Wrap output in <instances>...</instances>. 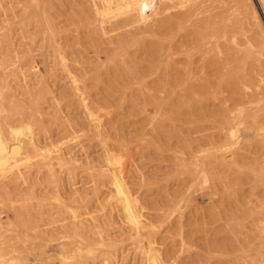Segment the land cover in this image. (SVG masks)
I'll return each instance as SVG.
<instances>
[{
  "label": "rangeland",
  "instance_id": "obj_1",
  "mask_svg": "<svg viewBox=\"0 0 264 264\" xmlns=\"http://www.w3.org/2000/svg\"><path fill=\"white\" fill-rule=\"evenodd\" d=\"M94 1L0 0V129L8 138L26 124L31 142L28 159L0 171L5 257L68 264L80 246L81 264H148L149 248L162 264H264L255 0L207 4L202 36L188 22L157 29L182 12L176 0L130 31ZM122 36L132 37L119 46Z\"/></svg>",
  "mask_w": 264,
  "mask_h": 264
},
{
  "label": "bare ground",
  "instance_id": "obj_2",
  "mask_svg": "<svg viewBox=\"0 0 264 264\" xmlns=\"http://www.w3.org/2000/svg\"><path fill=\"white\" fill-rule=\"evenodd\" d=\"M97 1V0H96ZM96 1H94L96 3ZM101 2V8L97 9V13L99 14L98 17L101 16V18H103L102 16L105 14V13H108V11L110 10H113L114 12L117 11L118 13H122L124 14L123 15V19L119 22H116L114 23V27H124V26H127L128 27V30L130 31L131 27H132V24H138L140 22H144L146 21L151 15H157L158 14L160 15L161 13H163V11H166L167 7L166 5L164 4V2L166 0H99ZM168 1V0H167ZM176 6L174 7H177L179 6L180 9H182V12L179 13V15L175 18H173L174 20H172L171 18L167 19V20H164L162 22H158V26H157V29H162V28H165L167 27L168 25H171V23L173 21L175 22H178V23H183L185 24V22H188L191 24V31L193 29V33L191 35H193L194 33H197L199 34L201 28L206 24V28L207 27H211V25H209V21L208 19L205 20V16L204 19L199 17L200 14H203L204 12H206L207 8H208V5L207 4H210L211 3H214V1H217V0H189L190 2H188L187 0H176ZM187 1V2H186ZM232 2H235L236 6H238V4L240 2V0H231ZM243 2H246L247 0H242ZM239 2V3H238ZM242 2V3H243ZM238 3V4H237ZM255 3L257 4V9H256V6L255 7H250L249 8V12H250V16H251V20L253 21V23L257 26V27H260L261 28V21L263 20L264 22V0H255ZM216 5V4H215ZM213 7V5H212ZM242 7V5L240 6ZM173 8V7H172ZM96 9V8H95ZM209 9V8H208ZM213 9V8H212ZM221 9V8H220ZM208 11V10H207ZM211 11V10H210ZM237 11V10H236ZM110 13H113V12H109L108 15ZM243 13V12H242ZM164 14V13H163ZM162 14V16H163ZM107 14H105L104 16H108ZM112 15V14H111ZM120 15V14H119ZM115 16V15H113ZM118 16V15H117ZM115 16V17H117ZM202 16V15H201ZM212 16V14H211ZM244 16V15H243ZM160 17V16H159ZM215 17V15H214ZM100 18V19H101ZM121 18V17H120ZM154 18H157V17H154ZM153 18V19H154ZM210 18V17H209ZM104 19V18H103ZM152 19V20H153ZM107 20V19H106ZM109 20V18H108ZM151 20V19H150ZM211 20V19H210ZM219 19H217L218 21ZM222 20V19H220ZM154 21V20H153ZM172 21V22H171ZM108 22V21H107ZM105 22V23H107ZM113 22V21H112ZM148 22V21H147ZM146 22V23H147ZM156 22V23H157ZM212 22V21H210ZM98 23L100 24V27H101V32L102 30L104 29V27H102L101 25H105L103 24L102 22V19L101 21ZM110 23V22H109ZM145 23V22H144ZM155 23V22H154ZM153 23V24H154ZM235 23V22H234ZM98 24V26H99ZM108 24V23H107ZM175 24V23H174ZM214 24V23H213ZM220 24V23H219ZM233 24V23H232ZM131 25V26H130ZM142 25V24H141ZM109 26V25H108ZM204 26V27H205ZM106 27V26H105ZM137 27V26H136ZM177 27V26H176ZM226 26H224L225 28ZM126 27H124L125 29ZM130 28V29H129ZM134 28V27H133ZM168 28V27H167ZM170 28V27H169ZM123 29V28H122ZM127 29V28H126ZM133 30V29H131ZM123 31V30H122ZM127 32V30H126ZM125 32V34H126ZM154 32V31H153ZM120 33H121V30H120ZM149 33V32H148ZM190 33V32H189ZM106 34V33H104ZM201 34V32H200ZM210 34V33H209ZM225 34V33H224ZM223 34V35H224ZM128 35V33L126 34ZM185 36V35H184ZM202 36V34H201ZM210 36V35H209ZM208 36V37H209ZM132 37V36H131ZM130 36H122L121 38L118 39L117 37V44L119 46H122L125 42H128V40L131 38ZM199 37V36H198ZM233 37V36H232ZM152 38V37H151ZM155 38V37H154ZM153 38V39H154ZM157 38V37H156ZM184 38V37H183ZM182 38V39H183ZM115 39V38H114ZM188 39V38H187ZM193 39V37H192ZM113 40V39H112ZM133 40V39H132ZM137 40V39H136ZM135 40V42H136ZM141 40V39H140ZM144 40V39H143ZM194 40V39H193ZM203 40V39H201ZM200 40V41H201ZM187 41V40H186ZM159 42V41H158ZM185 42V40L183 41ZM188 42V41H187ZM194 42V41H193ZM202 42V41H201ZM129 43V42H128ZM205 43V42H204ZM185 44V43H184ZM200 44V43H199ZM198 44V45H199ZM206 44V43H205ZM205 44H203L205 46ZM216 44L212 42V45ZM159 45H160V42H159ZM212 45H211V48H212ZM218 45V43H217ZM216 45V46H217ZM195 46V45H194ZM215 46V45H214ZM213 46V47H214ZM144 47L145 48H149V47H153V43L152 42H145L144 43ZM199 47V46H198ZM117 48V47H116ZM197 48V47H196ZM205 48V47H204ZM215 48V47H214ZM213 48V49H214ZM217 48V47H216ZM199 49V48H198ZM196 49V50H198ZM203 49V48H202ZM206 49H209L210 50V46L209 48L207 47ZM218 49V48H217ZM203 50H198V52H201L202 53ZM205 51V50H204ZM203 51V52H204ZM255 53H258V55L261 57H258V59H262L261 63H262V67H263V74L261 76H259L258 80L261 81V83L264 85V30L262 31V36L259 38L258 40V43H257V46L255 48ZM200 53V55H202ZM208 53V50L207 52L204 54L206 55ZM211 53V52H210ZM209 54V53H208ZM202 56L204 57L203 59H205L206 57L205 56ZM210 55V54H209ZM201 57V58H202ZM209 59V58H207ZM215 59V58H214ZM202 60V59H201ZM203 62V60H202ZM105 64V63H104ZM261 66V64H259V67ZM226 69V68H225ZM260 69H262L260 67ZM228 70V69H227ZM223 74V73H222ZM227 74V73H226ZM225 75V74H224ZM232 75V74H231ZM132 76H135L132 75ZM229 76V75H228ZM215 79L218 81V84L220 83V79L219 77L215 74ZM222 76H220L221 78ZM227 77V76H226ZM232 78V77H231ZM234 78V77H233ZM219 79V80H218ZM229 79V78H228ZM225 80V79H224ZM227 81V80H226ZM233 81V80H232ZM223 82V81H222ZM225 82V81H224ZM172 84V82H171ZM261 86V85H260ZM259 85H257V88L260 87ZM262 88V87H261ZM216 92V91H215ZM259 92V91H258ZM191 93L193 95H196L198 97H202L204 96V94L200 91L196 92L194 90H191ZM206 94V93H205ZM208 94V93H207ZM166 95V94H165ZM185 95V94H184ZM213 95V94H212ZM82 96V95H81ZM209 96V95H208ZM204 97H207V95H205ZM83 100V99H82ZM250 102V101H249ZM258 110V109H257ZM21 112V111H20ZM257 112V111H256ZM255 115V114H253ZM252 116V115H251ZM253 117V116H252ZM22 122V121H21ZM28 127L26 124H22V125H14L12 127H10L9 131H8V138L4 137L0 129V171H3L5 169H8L10 168L12 165L14 164H18V163H21L23 162L24 160L28 159V144L29 143V138L26 139L24 136H25V128ZM8 130V129H7ZM22 135V137H21ZM7 136V135H6ZM29 136V135H28ZM35 144V143H34ZM30 147V145H29ZM33 147V146H32ZM36 149V148H35ZM33 149V150H35ZM31 152V151H30ZM108 161V160H107ZM117 173V172H116ZM2 174V173H1ZM1 176V175H0ZM114 184H115V187L117 189V193H119L120 195H123L124 198H125V203L123 205V210H124V214H125V219H126V223H129L130 225L134 226L135 228L137 227V225L139 224V221L138 218H137V213H136V210L133 209V207L131 206L130 204V201L128 200L127 198V194H125V191H124V188H123V184L120 182V180L116 177V174L115 176H113V179L111 180ZM111 182V183H112ZM123 198V197H122ZM123 201V200H122ZM238 216V215H237ZM258 217V216H257ZM9 223V222H8ZM73 223V222H72ZM1 224V222H0ZM256 224V223H255ZM72 225L74 226V224H71V227ZM76 226V225H75ZM75 226L73 228H75ZM139 226V225H138ZM78 227V226H77ZM37 232V234L39 235V238L41 234H43V232H41V234H39V230L38 231H35ZM134 233V232H133ZM9 234V233H8ZM11 238H10V243H11V246H12V250L13 252H17L18 254V244H19V236H18V233L16 232H13L11 233ZM42 236V235H41ZM0 237H1V234H0ZM66 236H64L65 238ZM43 238V237H42ZM41 238V239H42ZM63 238V237H62ZM69 238V237H68ZM76 238V237H75ZM73 241V239H72ZM72 241L69 242V240L67 241H63L60 243L61 247H67V245H71ZM74 244V243H73ZM79 248L80 246H75L74 248V254H72V256H68L66 257L67 258H71V261L68 262V264H81L80 261H79V254H78V251H79ZM6 250H4V248H2L0 246V264H38L37 262V258L35 257L34 254L32 255H25V257L22 258L21 255H14V256H8V257H5L6 256V253L4 252ZM150 248H149V251L147 253V258H146V261L148 262V264H162L159 260V258H157L155 255H152V253L150 254ZM31 254V253H30Z\"/></svg>",
  "mask_w": 264,
  "mask_h": 264
}]
</instances>
